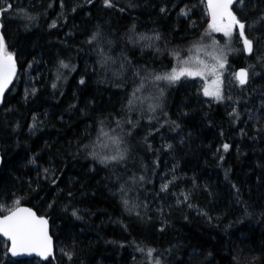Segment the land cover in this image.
<instances>
[{
    "label": "trees",
    "instance_id": "16d2710c",
    "mask_svg": "<svg viewBox=\"0 0 264 264\" xmlns=\"http://www.w3.org/2000/svg\"><path fill=\"white\" fill-rule=\"evenodd\" d=\"M233 8L252 51L237 28L229 60L249 80L213 100L155 79L223 37L206 0H0L18 65L0 215L29 205L55 240L18 259L0 234V264H264V0Z\"/></svg>",
    "mask_w": 264,
    "mask_h": 264
},
{
    "label": "snow or ice",
    "instance_id": "6c2138e0",
    "mask_svg": "<svg viewBox=\"0 0 264 264\" xmlns=\"http://www.w3.org/2000/svg\"><path fill=\"white\" fill-rule=\"evenodd\" d=\"M105 3L110 6V0H105ZM233 3H238L243 5L244 0H209V7L212 10L213 18V30L217 32H223L224 35L230 36L234 27L238 28V34L243 38V43L248 52L252 51V41L245 36V24L241 22L236 15L230 10ZM11 8V4H8L2 9V11H8ZM0 11V14H2ZM223 17H227L228 23L223 26H218L216 23L217 14ZM96 37L93 36V39ZM63 67L67 65L61 62ZM220 68L224 67L221 62L218 65ZM215 72V68L211 70ZM15 72V63L13 56L7 52L6 45L2 34H0V98L3 97V92L7 85L11 81V77ZM203 75L202 70L193 71L188 68H181L179 72L173 70L172 73L166 76H155L156 80H168L175 81L181 76H200ZM247 73L243 70L238 74L240 83L246 82ZM83 83V80L80 81ZM55 86V85H54ZM206 95H217L218 93H210L205 89ZM131 104L132 101H129ZM113 143H119L118 140H114ZM225 150H227L228 145H224ZM117 160L123 159L122 154L112 156L110 158L105 157V160ZM103 162V161H102ZM143 180V177H140ZM167 185L163 186L162 190H166ZM127 203V201H125ZM19 204V201H16ZM0 234L7 237L10 241V246L8 251L13 256H18L22 254H31L36 252L40 256H47L51 251V238L47 234V220L42 217H37L36 214L28 208L17 207L15 210L11 211L9 214L4 215L0 218Z\"/></svg>",
    "mask_w": 264,
    "mask_h": 264
},
{
    "label": "rangeland",
    "instance_id": "374dc122",
    "mask_svg": "<svg viewBox=\"0 0 264 264\" xmlns=\"http://www.w3.org/2000/svg\"><path fill=\"white\" fill-rule=\"evenodd\" d=\"M211 20L213 25V18ZM216 23L218 26H223L228 23V20L227 18H217ZM236 29V27L233 28L230 36L224 35L223 32L214 31L223 35L221 40L207 42L204 46L194 48L187 55L177 60L169 74L173 70L179 72L181 68H188L193 71L202 70L203 75L181 77H184L187 83L197 79V82L203 87V94L210 99L222 100L233 95L240 83L236 76V69L233 68V64L229 60L232 53H237L235 43L232 41ZM221 62L224 64L223 68L218 66ZM213 68H215V72L211 71ZM205 89L210 93H218V96L215 94L206 95Z\"/></svg>",
    "mask_w": 264,
    "mask_h": 264
},
{
    "label": "water",
    "instance_id": "95a60500",
    "mask_svg": "<svg viewBox=\"0 0 264 264\" xmlns=\"http://www.w3.org/2000/svg\"><path fill=\"white\" fill-rule=\"evenodd\" d=\"M206 4H207V6H208V8H209V11H210V13H211V17H212V10H211V8L209 7V0H206ZM234 4H235V3L232 4L230 10L233 12L234 15H236V13H235V11H234V8H233V7H234ZM236 17H237V15H236ZM217 18L222 19L221 16L219 15V13L217 14ZM223 18H227V17H223ZM237 18H238V17H237ZM4 43H5V42H4ZM9 54H11V53H9ZM11 55L13 56V60H14V63H15V72H14V75L11 77V81H10V83L7 85V87L5 88V90H4V92H3V97L0 98V105H1L2 102H3L4 96H5L6 92H7V90H8V89L10 88V86L12 85V83H13V81H14V78H15V76H16L17 70H18V65H17L16 57H15V55H13V54H11ZM242 70H243L244 72L247 73L246 82H245V83H247L248 80H249V71H248V69H247L245 66H239V67H237V69H236V76H237V79H238L239 82H240V79L238 78V74H239ZM245 83H243V84H245ZM17 207L31 209V210L36 214L37 217H42V218H44L45 220H47V234H48V236L51 238V251H50V253H49L46 257H45V256H40V255H38L36 252H32L31 254H27V253H25V254L18 255V256H13L10 252H9V253H10L14 258H18V259H19V258H34V257L40 258V259H42V260H46V259H48L49 257H51V256L54 254V251H55V240H54L53 235L51 234V226H50L49 219H48L46 216H44V215H40V214L36 211L35 208H33V207L29 206V205H26V204H18L17 206H15L14 208H12L11 210H9V211H7V212L1 214V215H0V218H2L4 215L9 214L11 211L15 210V208H17ZM1 235H2V234H1ZM2 237H4V236L2 235ZM4 238L9 242V246H10V241L8 240V238H7V237H4Z\"/></svg>",
    "mask_w": 264,
    "mask_h": 264
}]
</instances>
